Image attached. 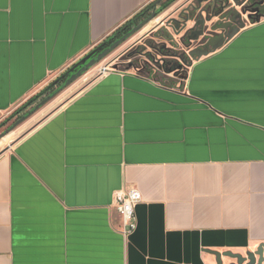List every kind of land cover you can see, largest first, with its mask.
I'll return each instance as SVG.
<instances>
[{
    "label": "crops",
    "instance_id": "crops-1",
    "mask_svg": "<svg viewBox=\"0 0 264 264\" xmlns=\"http://www.w3.org/2000/svg\"><path fill=\"white\" fill-rule=\"evenodd\" d=\"M155 1L0 0V124ZM84 81L0 141V264H217L264 244V17L184 80ZM131 188L125 236L115 194Z\"/></svg>",
    "mask_w": 264,
    "mask_h": 264
},
{
    "label": "rangeland",
    "instance_id": "rangeland-1",
    "mask_svg": "<svg viewBox=\"0 0 264 264\" xmlns=\"http://www.w3.org/2000/svg\"><path fill=\"white\" fill-rule=\"evenodd\" d=\"M190 1L192 0H177L176 2H174L166 10L159 14L154 20H152L147 26H145L141 31L129 38V40L119 46L116 50H114L96 66L91 68L86 74H84L73 84L69 85L64 90L58 92L55 97L51 98L44 106H42L39 110L34 112L33 115L26 118L17 126H15L14 124L15 122H17L18 117L20 118L21 115H18V117L13 116L10 120H8L4 125L1 126L0 134L4 132L6 134L2 139H0V141H2L6 136H9L14 132H17V136L13 140V143L19 141L24 136V134L33 125H35L36 122L39 123L40 121L45 119L48 115L53 113L55 109H58V107H60L69 98H71L76 93V91H78L86 82L84 81V78H86V80H90L91 78L97 76V72L102 66H117L118 69H125L130 67V65L132 64L133 66L140 67L146 64L148 66L147 68H151L157 76H163L167 79L176 80L177 82L180 80H184L185 76L188 73V69L195 60V58H190L189 62H184L188 66V69L186 68V71L182 72L183 75L177 76L178 78L174 73L176 70L170 72V70H174L176 64L181 63L180 59L186 56V54L190 51V48H186L185 46L181 45V34L177 32V29L174 26L170 25L168 26L169 28H166L165 25L163 26V24L167 23L166 20L168 18L179 20L180 12L183 11L182 8ZM219 1L222 2V6L224 5V7H226L228 11L230 10L232 12L235 11L236 13H238V15L240 16L239 18L242 22H251L248 18V10L251 5V0ZM257 2H264V0H257ZM204 4H206V2H203V5ZM218 10L219 8H217V11ZM226 14L218 16H216L217 14L214 13V16L212 14L205 15L204 18L207 20L206 32L208 33V30L212 28L213 24L215 22H219V20L223 16H226ZM197 15L198 11H190V13L186 17V19H190L188 22V26H193L195 24L194 21L197 18ZM172 23L174 24V22ZM149 44H156L159 47L157 50H155L152 49ZM194 45L195 42L192 43V46ZM161 46H165L166 57H164V54H161L159 52L161 50ZM148 53L150 54V56H148ZM87 74H89L88 77ZM25 103H23L22 105H24ZM21 106H19L16 110H18ZM9 145L10 143L8 145L2 146L1 150L5 148L8 149Z\"/></svg>",
    "mask_w": 264,
    "mask_h": 264
},
{
    "label": "water",
    "instance_id": "water-1",
    "mask_svg": "<svg viewBox=\"0 0 264 264\" xmlns=\"http://www.w3.org/2000/svg\"><path fill=\"white\" fill-rule=\"evenodd\" d=\"M163 0H156L153 3V10L151 15L146 19L142 20L139 24L135 25L129 32L125 33L120 38L116 39L113 43L106 46L108 43L111 42L115 36L111 38H107L101 44L93 48L90 52L85 54L80 60H78L74 65H72L68 70H66L63 74H61L58 78H56L52 83L46 86L41 92L36 94L33 98H31L28 102L22 105L14 114H12L9 118H7L2 124H0V128L4 125L8 120H10L13 116L21 115L20 118L18 117L17 122H15V126L23 122L26 118L33 115L34 112L39 110L42 106H44L51 98L55 97L58 92L64 90L69 85L73 84L79 78H81L84 74H86L91 68L96 66L99 62H101L104 58H106L109 54H111L114 50H116L119 46L124 44L129 38L137 34L141 31L145 26H147L152 20H154L159 13H161L167 6H160V3ZM167 9V8H166ZM213 15V14H212ZM201 17L204 16L203 12L200 14ZM214 16V15H213ZM217 16V15H216ZM189 19V18H188ZM261 16L257 19L259 21ZM190 20V19H189ZM206 19L203 18L202 22H197L195 19V23L197 25H205ZM196 25V24H195ZM245 26V23L242 24L241 27ZM212 29V28H211ZM240 29L236 30L239 31ZM203 31H201L199 36H203ZM236 33L233 35L226 36L225 34L222 36L223 40L221 44H215L213 41H209L211 48L209 50H192L190 52L191 56L193 57H202L204 55H208L209 53L217 50L219 47L223 46L226 42L227 38H232ZM199 36H196L194 39H198ZM133 67V64L130 65ZM118 67L115 66L114 69ZM177 69L170 70L173 72ZM49 93V94H48ZM14 126V127H15ZM7 131V130H6ZM5 132L0 134V139L5 136ZM216 256L217 264H224L223 257L227 256L233 259L234 261L230 264H264V244H260L258 248L254 251H247L245 255L241 253H234L232 251L227 252H212Z\"/></svg>",
    "mask_w": 264,
    "mask_h": 264
},
{
    "label": "flooded vegetation",
    "instance_id": "flooded-vegetation-1",
    "mask_svg": "<svg viewBox=\"0 0 264 264\" xmlns=\"http://www.w3.org/2000/svg\"><path fill=\"white\" fill-rule=\"evenodd\" d=\"M171 0H163L160 3V6H164L166 3L170 2ZM177 0H172L166 8L171 6L174 2ZM203 2H206V4L203 5ZM213 2V3H212ZM264 2H257V0H251V5L248 10V18L250 21H256L260 16L261 18L264 16ZM166 8L164 10H166ZM217 8L219 10L217 11ZM163 10V11H164ZM182 12H180L179 20H174L173 18H168L166 20L165 25L166 28H169L168 26H174L177 29V32L181 34L180 43L181 45L185 46L186 48H190L189 52L180 59L181 63L176 64V71L174 72L176 77L179 75H183L182 72L186 71L185 69H188V66L185 64L186 62H189L190 58H193L191 56L190 52L192 50H209L211 48V45L209 44V41H213L215 44H221L223 40V35L226 36L233 35L234 33H237L236 30L240 29V26L244 22L240 20V16L235 11H228L224 5L222 6V2L219 0H192L188 4H186L182 8ZM162 11V12H163ZM190 11H198V15L196 18L197 22H202L205 15H211V14H217L222 15L226 14V16H223L219 22H215L212 26V29L208 30L209 32H206V23L205 25H197L195 23L193 26H188L189 19H186L187 15L190 13ZM217 11V12H216ZM161 12V13H162ZM203 12L204 16L201 17L200 14ZM159 13V14H161ZM158 14V15H159ZM157 15V16H158ZM149 17V16H148ZM205 19V18H204ZM206 21V20H205ZM174 22V24L172 23ZM246 24V23H245ZM162 27V26H161ZM201 31H203V36H199ZM196 36H199L198 39H194ZM230 38H227L226 41H228ZM195 42V45L192 46V43ZM152 49L157 50L159 46L156 44H149ZM161 54H164V57H166V51L165 46H161V50L159 51ZM189 55V56H187ZM148 56L150 54L148 53ZM195 59L198 57H194ZM152 59V58H151ZM185 62V63H184ZM139 67V66H138ZM148 66L146 64L142 65L141 68H147ZM163 77V76H162ZM186 77V76H185ZM178 78V77H177Z\"/></svg>",
    "mask_w": 264,
    "mask_h": 264
},
{
    "label": "built area",
    "instance_id": "built-area-1",
    "mask_svg": "<svg viewBox=\"0 0 264 264\" xmlns=\"http://www.w3.org/2000/svg\"><path fill=\"white\" fill-rule=\"evenodd\" d=\"M112 70H114L113 66H102L101 68H99L97 74L101 76ZM141 198V192L137 188H131L127 191H118L115 194L117 210L123 220V234L125 236L130 235L137 228V217L135 210Z\"/></svg>",
    "mask_w": 264,
    "mask_h": 264
},
{
    "label": "trees",
    "instance_id": "trees-1",
    "mask_svg": "<svg viewBox=\"0 0 264 264\" xmlns=\"http://www.w3.org/2000/svg\"><path fill=\"white\" fill-rule=\"evenodd\" d=\"M170 2L166 3L164 6H167ZM153 3H151L145 9H143L140 13H138L131 20H129L123 26L117 29L111 36H109L108 38H111L112 36H115V38L112 39L111 42L108 43L106 46L113 43L116 39L120 38L125 33L129 32L135 25L139 24L142 20L146 19L149 15H151L152 10H153Z\"/></svg>",
    "mask_w": 264,
    "mask_h": 264
}]
</instances>
